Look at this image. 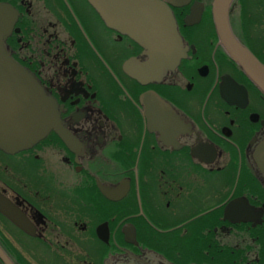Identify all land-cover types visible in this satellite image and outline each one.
Masks as SVG:
<instances>
[{
	"label": "flooded vegetation",
	"instance_id": "1",
	"mask_svg": "<svg viewBox=\"0 0 264 264\" xmlns=\"http://www.w3.org/2000/svg\"><path fill=\"white\" fill-rule=\"evenodd\" d=\"M156 1L184 48L171 69L93 0H0L5 48L59 121L0 150V264H264V98L218 44L212 0ZM228 23L264 65V0H233Z\"/></svg>",
	"mask_w": 264,
	"mask_h": 264
},
{
	"label": "water",
	"instance_id": "2",
	"mask_svg": "<svg viewBox=\"0 0 264 264\" xmlns=\"http://www.w3.org/2000/svg\"><path fill=\"white\" fill-rule=\"evenodd\" d=\"M107 24L123 32L148 57V68H173L184 54L169 9L156 0H93ZM233 0H212L211 20L218 44L264 98V65L233 36L228 11ZM9 11V13H7ZM7 14V15H6ZM12 18V20L8 17ZM15 13L0 5V150L10 154L58 132V113L34 75L19 66L5 48ZM257 155H264L258 152ZM258 164L264 169V161ZM5 264L8 260L2 258Z\"/></svg>",
	"mask_w": 264,
	"mask_h": 264
},
{
	"label": "rangeland",
	"instance_id": "3",
	"mask_svg": "<svg viewBox=\"0 0 264 264\" xmlns=\"http://www.w3.org/2000/svg\"><path fill=\"white\" fill-rule=\"evenodd\" d=\"M242 1V0H241Z\"/></svg>",
	"mask_w": 264,
	"mask_h": 264
}]
</instances>
